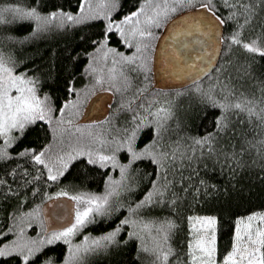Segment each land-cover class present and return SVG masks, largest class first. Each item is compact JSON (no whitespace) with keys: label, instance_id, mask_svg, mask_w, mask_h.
Masks as SVG:
<instances>
[{"label":"snow or ice","instance_id":"obj_1","mask_svg":"<svg viewBox=\"0 0 264 264\" xmlns=\"http://www.w3.org/2000/svg\"><path fill=\"white\" fill-rule=\"evenodd\" d=\"M253 176L264 0L0 2V264H264Z\"/></svg>","mask_w":264,"mask_h":264},{"label":"trees","instance_id":"obj_2","mask_svg":"<svg viewBox=\"0 0 264 264\" xmlns=\"http://www.w3.org/2000/svg\"><path fill=\"white\" fill-rule=\"evenodd\" d=\"M0 2H3V0H0ZM9 2H11V0H9ZM27 30L28 25L22 24L21 27L17 30V34L23 35ZM45 87H51V84H46ZM112 103L113 102L111 101L110 105H112ZM33 135L34 133L30 132L24 143H26L28 139H31ZM225 179L226 177L220 178L218 175L214 177L215 182L220 183L221 185L225 183ZM91 187L95 188L96 184H92ZM262 207H264V181H260L257 176H253L252 182L245 184V196L239 207L236 205L235 200L233 201L231 206H229V204L224 201V198L221 197L220 200L214 202L211 205H206L204 208H198L197 211H212L220 217L223 228L227 229L230 227V220L233 213L239 215L242 214L245 209L253 210L255 208ZM88 230L97 232L103 229L89 228ZM229 235V231H223L220 237L221 242L223 243L224 241H226ZM61 247H63L62 244Z\"/></svg>","mask_w":264,"mask_h":264},{"label":"rangeland","instance_id":"obj_3","mask_svg":"<svg viewBox=\"0 0 264 264\" xmlns=\"http://www.w3.org/2000/svg\"><path fill=\"white\" fill-rule=\"evenodd\" d=\"M101 100L102 101H107V104L110 105L111 99H109V94L105 93L101 95ZM92 117L94 119L100 118L99 114H92Z\"/></svg>","mask_w":264,"mask_h":264},{"label":"water","instance_id":"obj_4","mask_svg":"<svg viewBox=\"0 0 264 264\" xmlns=\"http://www.w3.org/2000/svg\"><path fill=\"white\" fill-rule=\"evenodd\" d=\"M158 78H159V77H158ZM161 83H162V84H164V83L171 84L172 82H171V81H162V80H161ZM50 210H51V211H53V212H55V211H56V209H55V208H51Z\"/></svg>","mask_w":264,"mask_h":264}]
</instances>
